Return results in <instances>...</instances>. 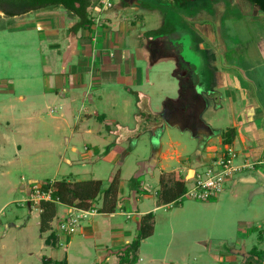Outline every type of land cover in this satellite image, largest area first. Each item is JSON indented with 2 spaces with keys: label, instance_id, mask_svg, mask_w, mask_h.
I'll return each instance as SVG.
<instances>
[{
  "label": "rangeland",
  "instance_id": "rangeland-1",
  "mask_svg": "<svg viewBox=\"0 0 264 264\" xmlns=\"http://www.w3.org/2000/svg\"><path fill=\"white\" fill-rule=\"evenodd\" d=\"M140 1L156 6L158 11L144 13L145 19L148 18L143 23L145 30L160 27L163 20L179 26L186 18L201 12L200 22L215 23V38L218 39L215 47L225 48V56L219 55L217 49L215 51L218 66L227 63L242 66V69L247 67L254 69L246 74L247 78L255 80L259 76L264 79V16L247 1L191 0L180 7L171 6V0H167L168 3L165 0ZM112 2L116 6L119 1ZM56 9L0 23V264H42L43 257L49 260L55 254L56 260L60 261L67 254L68 257L73 254L74 259L69 258V264H97V261L98 264H116L122 252L112 255L106 263L103 258L109 251H116V243L120 240L111 237L110 225L123 226L125 232L131 233L130 240H134L138 230L133 219L126 216L131 214L127 212H135V204L140 212L153 210L161 166L164 165L167 171L184 167L183 163L171 160L160 164L163 153L177 150L183 162L193 167L198 164L196 153L200 144L198 136L194 135L198 128L197 118L180 114L182 101L171 105L178 113L171 114L166 110V117L161 113V106L164 104L162 97L168 95L177 99L180 90L197 89L200 80L184 66L179 67L181 72L173 75L174 68H178L176 63L155 65L149 75L155 85L151 107L153 112L160 114H151L148 123H136L135 112L139 109L149 111L143 102L137 107L136 94L124 93L118 86L109 91L105 82L92 87L93 102L83 98L88 90L77 91L74 92L77 104L64 107V95L58 92L56 96L54 90L62 85V80L67 77L64 73H69L71 66L65 53L66 37L70 36L66 26L74 16L62 8ZM109 11L94 13L95 28H91L94 32L88 35L95 43L105 38L100 39L103 34L115 37L120 31V18ZM133 15L129 16L135 21ZM103 20H111L118 27L113 28L107 22L108 31L99 34L97 28L104 25ZM49 23L50 31L41 29ZM141 30L137 27L133 31L138 35ZM183 45V56L187 57L190 50L186 40ZM74 61L78 62L76 58ZM51 75L55 78H50ZM204 84L201 89L207 88ZM263 91H260L261 96ZM122 94L128 100L127 114L119 108L121 98H124ZM193 94L196 96L195 92ZM114 95L117 98H113ZM190 104L196 110L201 108L192 98ZM85 109L94 115L104 114L106 120L101 124L94 118L89 121L82 116L78 122L76 116L83 115ZM61 114L65 116V123L60 120ZM230 118L227 111L215 114L210 110L205 116L214 131H224ZM111 128L113 133L110 134ZM209 132L208 129L202 133L206 141L216 138ZM172 141L178 143L176 148L170 146ZM161 143L162 151L155 153L158 150L155 147ZM201 163L205 167L208 165L204 154ZM117 171H120L121 190L125 195L121 196L122 202L129 205L127 209L118 208L113 217L95 215L90 219L92 227L90 220L83 221L75 234L62 238V246L60 243L44 245L36 226L39 211L25 204L28 195L21 184L29 180H63L74 175L79 180H100L106 189ZM234 185V195L231 194L233 191L228 194L232 189L229 188L213 201L183 199L178 204L159 208L155 213L154 234L141 242L137 264H234L235 259L242 260L234 253L242 248L250 252L257 245L262 232L257 227L264 228V199L251 197L253 186L239 181ZM101 206L102 195L95 201L93 209L100 212ZM62 209L59 205L58 210ZM29 210L32 211L29 213ZM25 220L27 226H23ZM58 220L52 222L51 230L55 229L59 234ZM84 231L90 232L81 255L72 248L77 241H82L80 237ZM69 240L73 246L67 248ZM260 256L264 259L263 253Z\"/></svg>",
  "mask_w": 264,
  "mask_h": 264
},
{
  "label": "crops",
  "instance_id": "crops-1",
  "mask_svg": "<svg viewBox=\"0 0 264 264\" xmlns=\"http://www.w3.org/2000/svg\"><path fill=\"white\" fill-rule=\"evenodd\" d=\"M118 1L119 2L116 4V6L113 5V8L110 9L111 11L108 10L111 13H115L117 18H120V31L118 33L116 32L115 37H112L111 34H103V36H100V39L102 37L105 38H102V40L95 43V39H91L88 35L94 32H91V29L90 31L82 30L78 34L74 35L70 32V29L76 22L75 17L71 19V23L66 26V28L69 29L70 36L66 37L67 44L65 53L71 66H69V73H64V75H66L67 77H64V79L62 80V85H59L56 90H54L56 96H58V92H61L64 95L63 97L65 100L61 99L64 101L62 106L65 107L69 104H71L70 106H74L75 104H77L74 94V92L77 91L84 93L85 90H88L87 93H84L83 98H85V100L88 99L89 102H93L94 96L90 93L92 87L105 82V84H107L106 86H108L110 89L109 91H112L114 87L118 86L124 93L129 92L136 94L137 107L139 108L141 106V102H143L146 104V107L149 108L148 112H146V110H144V112L143 110L139 109V112L134 113L136 123H143V121L148 123V120L152 118L151 114H160L159 111L157 113L153 112L151 107L153 101L152 94L155 86L153 82H151L149 77L152 68H154V66L158 65L159 63H176L178 68H174V70L172 71L173 75H175L176 72H181V69L179 67L184 66L187 69H190L194 75H196V77L200 80V84L197 85V89L191 88L190 91L189 89L184 91L183 88V90H180L181 95H179L177 99L170 98L171 96L168 95L162 97V101L164 100L163 103H167L168 105L165 106L163 104L161 106V113H163V117H166V110H170L171 114L178 113L177 108H174L171 105L173 103L182 101L183 103L181 104L180 114L182 113V116L184 117L194 116L197 118L196 122H198V128L197 133H195L194 135L198 136L200 144L196 153V162L198 164L197 166L193 167L188 163L183 162L177 150L173 151L172 153H163L160 158V164H162V162L165 163L171 160L177 161V163L179 164L183 163L184 167L180 166L167 171L165 170L166 168L163 165V167L161 166L160 169L161 172L159 175V179L161 175L168 174L173 179L185 181L188 184V182L194 178L196 172L204 170L209 165L212 159L220 156L227 147H231L237 154L238 163L236 164L239 166L249 165V168L242 170L241 173L233 177V179L228 182L224 192L227 189L232 188L228 191V194L233 191V193L231 194L234 195V187L236 186L234 184L239 181L240 183H243L245 185L253 186L251 197L259 196L264 199V95H260V91L264 90V87L262 86L264 82L263 77V80L259 76H256L255 80L247 78L246 74H250V72H253L254 70L247 67H244V69H242V66L239 68L235 65H228L227 63L226 66H223L222 64L221 66H218L217 59L215 57V51L218 48L215 47L218 43V39L215 38V23L200 22V20L202 19L201 12H199L197 16L186 18L183 24L179 26L176 25L174 34L167 37L154 39L147 38L145 34L147 32L156 31L162 28L165 24V20L161 22L162 24L160 27L151 30H145V26L143 23L144 21L148 20V18L145 19L144 13L155 11L158 12L157 8H145L143 5L144 2L140 0ZM165 1L168 3L167 0ZM171 6H173V3L171 4ZM49 11L50 10L45 9L39 11L38 13H49ZM97 11V9L96 11L94 10V13H97ZM129 15H133V17H136V20H131V17ZM61 16L63 17V15ZM107 22L109 24H112L111 27L113 28L118 27V25L112 23L111 20H103L104 25H100V27L97 28V32H100L99 34H102L103 30L108 31L109 25H107ZM50 25V23L44 25L43 27H41V29L45 28L47 31H50ZM137 27H140L142 29L138 35H136L133 31ZM94 28L95 24H93L92 29L94 30ZM37 29H40V26H38ZM109 33L112 32L110 31ZM133 39L135 43H133ZM183 40L187 41L190 50L187 57L183 56ZM205 44H207V46ZM217 51L219 55L222 56L223 54L225 56V48L219 47ZM73 58H76L78 60V64L75 61L73 62ZM189 59L192 62H190ZM75 64H77V67L75 66ZM65 67H63V69H65ZM49 77L53 78L54 75H51ZM204 83H206L207 88L201 89V85H205ZM194 92L196 93V96H193ZM262 93H264V91ZM121 97L124 98H121V107L119 108L121 109V111H124L126 112L125 114H127V112H129V104L126 103L128 102V100L126 99V96H124V94H122ZM113 98H117L116 95H114ZM190 98L194 99L196 103H199L201 108H198L196 110V108L193 107L192 104H190ZM65 101H67V103ZM185 107H188L189 109L186 110ZM112 108L116 109L117 107L112 106ZM210 110L215 114L221 111H227V113L231 115V118L233 117L232 119L230 118V124L224 130L226 131L229 128H233L236 131L235 139L233 140L231 145H223L221 137V133L223 131H214L213 127L209 125V122L205 120V116ZM82 116H84L89 121L94 118L101 124L106 120L104 114L94 115V113L92 114L87 109L83 110V115L76 116L78 122L80 121L79 118ZM162 119L163 121L165 120V118ZM60 120L65 123V116L61 114ZM107 127L110 126L108 125ZM208 129L210 130L209 135L212 134L216 136V138L206 141V137H204L202 133ZM99 130L100 129H98V131ZM164 131L163 133H165ZM109 133H113L112 128L109 130ZM217 145H219L220 147L218 148ZM170 146H175L176 148L178 146V143L176 141H172ZM162 147V143L155 147V149H158L155 153H160L162 151ZM74 152L78 153V151L75 149ZM203 154L205 155L206 164H208L206 167L202 166L201 163ZM67 162L70 163V161ZM203 167L205 168L202 169ZM77 177L78 176L71 175L65 179H71L77 182L88 181L79 180L77 179ZM55 181L60 180H51L47 182ZM44 183L46 182L29 180L27 181V183L21 184V187L23 191L28 195L29 187L31 185ZM121 189L122 184L120 177L119 203L117 205V209H127L129 205L126 203V201L122 202L123 200L121 196L125 195ZM254 189L256 192H254ZM128 196L129 195H127V197ZM154 203L155 207L153 208V210H143L142 212H140L138 205L135 204L133 207L135 212H127L131 213L127 214L126 216L130 219H133L134 223L137 226V230L139 229V222L141 217L148 214H153L155 224V213L157 212V210L159 208L168 207L159 206L156 200L154 201ZM61 207L63 209L57 211L58 219L62 218L69 210L66 206L61 205ZM31 211L32 210H29V213ZM38 213L39 217L36 226L40 230V212ZM115 214L116 213L102 215L106 217H113V215ZM27 220L23 222V226H27V223L29 221ZM262 222L264 224V220H262ZM89 224L90 227L93 226V222L91 220L89 221ZM110 226V232L112 233L111 237H114V239L117 237L120 240L116 243V246L118 247L116 248V251H109L108 256H103V258L105 257V263L110 260L112 255L123 252V250L133 241L130 240L131 233L125 232L123 226H112V224ZM252 226V228H255L254 225ZM257 228L259 230H262V232H260L259 234L257 245L253 246L250 252L255 250L257 252L264 253V228L260 226ZM53 232H55V236H51ZM89 232L90 231H84V234L80 237L82 241H77L76 244L74 243L75 245L72 249L75 252L81 255L83 254L84 242L86 241V239H88L87 234ZM41 234L42 239H44L45 242L44 245L47 246H55L57 243H60L62 246V238L67 236L61 233L58 234L55 229H50L47 232H41ZM72 246L73 244L71 240L66 242L67 248H70ZM260 246L262 247V249H259ZM250 252H247L245 248H242L239 251H235L234 254L239 256L242 260L238 261L239 259H235L236 261H234V264L246 263V261L250 258ZM56 257L57 254H55V256H53V258L49 260L43 257L42 264H69V258L74 259L73 254H70L69 257L67 254L61 261L56 260ZM116 264H118V259L116 260Z\"/></svg>",
  "mask_w": 264,
  "mask_h": 264
},
{
  "label": "trees",
  "instance_id": "trees-1",
  "mask_svg": "<svg viewBox=\"0 0 264 264\" xmlns=\"http://www.w3.org/2000/svg\"><path fill=\"white\" fill-rule=\"evenodd\" d=\"M173 6L180 7L191 0H171ZM260 11L264 16V0H245ZM5 6L1 7L9 20L16 16H24L45 9L62 8L76 18L70 32L74 35L82 30H90L94 24V10L103 13L99 5L101 0H0ZM211 2H208V5ZM145 8H157L143 3ZM212 5V4H211ZM113 8V7H112ZM111 8V9H112ZM110 10V9H109ZM106 12V11H104ZM10 23V21H9ZM8 23V24H9ZM176 24L166 21L164 26L156 31L145 34L147 38H163L175 33ZM3 29V28H2ZM236 131L229 128L221 133L223 145H231L235 139ZM46 182L43 189H47ZM52 202H42L40 205V230L47 232L51 229L52 222L57 218L58 206L76 207L88 210L94 207L97 198L102 195L100 214H114L117 211L120 192V172L117 171L108 187L103 189L100 180H88L77 182L71 179H63L52 182ZM187 191V182L175 180L168 174H163L159 179V188L156 191V200L159 206L175 205ZM154 234V216L152 214L141 217L136 238L127 246L119 257L118 264H137L138 252L141 242ZM263 252L252 251L250 258L244 264H264L260 256ZM264 254V253H263Z\"/></svg>",
  "mask_w": 264,
  "mask_h": 264
},
{
  "label": "built area",
  "instance_id": "built-area-1",
  "mask_svg": "<svg viewBox=\"0 0 264 264\" xmlns=\"http://www.w3.org/2000/svg\"><path fill=\"white\" fill-rule=\"evenodd\" d=\"M112 7V0H101L99 5L102 12L108 11ZM236 160L237 154L234 149L227 147L220 156L212 159L204 170L195 173L194 178L188 182L187 191L180 201L188 199L198 202H209L219 198L228 182L241 173L242 170L249 168V165H237ZM46 187L47 189H43L42 184L31 185L25 204L29 208L38 209L40 212L42 202L53 201L52 182L46 184ZM68 209V212L62 218H59L56 225L58 232L67 236L75 234L77 227L83 221L90 220L95 215L100 214L98 210L93 208L84 210L76 207H68Z\"/></svg>",
  "mask_w": 264,
  "mask_h": 264
},
{
  "label": "flooded vegetation",
  "instance_id": "flooded-vegetation-1",
  "mask_svg": "<svg viewBox=\"0 0 264 264\" xmlns=\"http://www.w3.org/2000/svg\"><path fill=\"white\" fill-rule=\"evenodd\" d=\"M236 1V0H235ZM5 6V4L4 3H1V5H0V23L1 24H3L4 22L6 23L9 19L6 17V15H5V13H4V11L2 10V8L1 7H4ZM17 17H20V16H16L15 18H17Z\"/></svg>",
  "mask_w": 264,
  "mask_h": 264
}]
</instances>
